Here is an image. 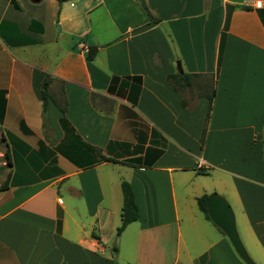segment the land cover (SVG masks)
<instances>
[{"label":"crops","instance_id":"1","mask_svg":"<svg viewBox=\"0 0 264 264\" xmlns=\"http://www.w3.org/2000/svg\"><path fill=\"white\" fill-rule=\"evenodd\" d=\"M252 2L0 0V264H246L197 206L214 191L264 264ZM122 180L138 217L117 235Z\"/></svg>","mask_w":264,"mask_h":264},{"label":"trees","instance_id":"2","mask_svg":"<svg viewBox=\"0 0 264 264\" xmlns=\"http://www.w3.org/2000/svg\"><path fill=\"white\" fill-rule=\"evenodd\" d=\"M58 5H61L63 2L70 1V0H56ZM96 53V47L91 46L86 51V58L88 60H91ZM42 98L43 101L46 99L45 92L42 91ZM211 97L209 96V106H210ZM61 112H64V110L61 108ZM4 139L3 137H1ZM9 142L18 149L17 150L22 155H31L34 152L30 150V148L25 144L23 141H21L19 138H17L14 135L9 136ZM5 157H6V163L10 164V156L7 150H5ZM102 160H111L110 158H106L104 156H101ZM9 174H7L4 181L0 184V190H3L6 188L8 183ZM121 192H122V206H121V212H120V224L116 228V234L119 235L122 230L126 227L127 224L135 221L138 217V208L134 200L133 191L131 188V185L126 180L121 181ZM208 194L204 193L196 198V203L198 208L201 210V212L204 214L205 218L208 220H211L207 210H206V200H207ZM59 222V221H58ZM222 231V230H221Z\"/></svg>","mask_w":264,"mask_h":264},{"label":"water","instance_id":"3","mask_svg":"<svg viewBox=\"0 0 264 264\" xmlns=\"http://www.w3.org/2000/svg\"><path fill=\"white\" fill-rule=\"evenodd\" d=\"M206 210L211 221L227 236L233 249L246 264H255L248 255L238 235L231 206L219 193L208 194Z\"/></svg>","mask_w":264,"mask_h":264},{"label":"rangeland","instance_id":"4","mask_svg":"<svg viewBox=\"0 0 264 264\" xmlns=\"http://www.w3.org/2000/svg\"><path fill=\"white\" fill-rule=\"evenodd\" d=\"M3 161L5 162V164L4 165H1ZM7 169H8V165L6 164V157H5V150H4V141H3V139L0 136V183L2 182L3 178L5 177V174H6V170ZM214 192L219 193L217 191H214ZM214 192H211V193H214ZM235 224H236L237 232H238V235H239V237L241 239V242H242L243 246L245 247L248 255L252 259V251L250 250L249 246L246 244V239H245L244 233L241 230V225H240V223H239V221L237 219H235Z\"/></svg>","mask_w":264,"mask_h":264},{"label":"built area","instance_id":"5","mask_svg":"<svg viewBox=\"0 0 264 264\" xmlns=\"http://www.w3.org/2000/svg\"><path fill=\"white\" fill-rule=\"evenodd\" d=\"M252 6L254 8H263L264 7V0H253Z\"/></svg>","mask_w":264,"mask_h":264}]
</instances>
